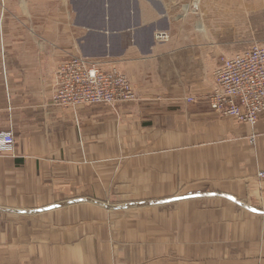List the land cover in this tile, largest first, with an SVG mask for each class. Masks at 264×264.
Masks as SVG:
<instances>
[{
	"label": "crops",
	"instance_id": "crops-1",
	"mask_svg": "<svg viewBox=\"0 0 264 264\" xmlns=\"http://www.w3.org/2000/svg\"><path fill=\"white\" fill-rule=\"evenodd\" d=\"M180 14L178 0H0V134L15 143L0 151V264H264V113L252 127L210 108ZM83 56L138 100L55 104L59 65ZM148 201L172 206L173 251L118 229Z\"/></svg>",
	"mask_w": 264,
	"mask_h": 264
},
{
	"label": "built area",
	"instance_id": "built-area-1",
	"mask_svg": "<svg viewBox=\"0 0 264 264\" xmlns=\"http://www.w3.org/2000/svg\"><path fill=\"white\" fill-rule=\"evenodd\" d=\"M181 2L178 0L182 6L181 18L198 16L200 0H191L184 5ZM156 36L160 42L169 40L166 33ZM213 78V88L208 96L210 108L216 114L255 127L264 113V47L254 46L230 57H222ZM56 80L55 104L74 110L138 100L132 82L118 67L107 68L86 57H73L60 64ZM14 148L12 132L0 134V151L11 153ZM258 177L263 179L264 171L259 172Z\"/></svg>",
	"mask_w": 264,
	"mask_h": 264
},
{
	"label": "rangeland",
	"instance_id": "rangeland-1",
	"mask_svg": "<svg viewBox=\"0 0 264 264\" xmlns=\"http://www.w3.org/2000/svg\"><path fill=\"white\" fill-rule=\"evenodd\" d=\"M190 2L182 0L181 5ZM182 19L184 22L191 21L190 30L196 35V46L202 49V78L197 82L203 88L208 87L213 79L212 73L222 57H230L254 46L264 47V0H200L198 16L188 15ZM153 202L148 201L146 208L131 207L128 212L117 213V227L120 230L130 227V231L135 233L144 232V241H164L167 250L163 251H173V247H168L175 242L171 226L172 206L156 208ZM112 222L111 218L107 219L108 227ZM137 236L140 235L128 238Z\"/></svg>",
	"mask_w": 264,
	"mask_h": 264
}]
</instances>
